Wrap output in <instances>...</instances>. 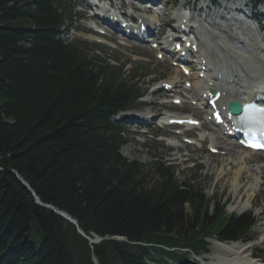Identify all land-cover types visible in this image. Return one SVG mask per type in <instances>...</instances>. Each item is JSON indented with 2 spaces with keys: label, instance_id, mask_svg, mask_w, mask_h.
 <instances>
[{
  "label": "trees",
  "instance_id": "1",
  "mask_svg": "<svg viewBox=\"0 0 264 264\" xmlns=\"http://www.w3.org/2000/svg\"><path fill=\"white\" fill-rule=\"evenodd\" d=\"M72 11L71 0H0V264H188L210 237L249 239L252 213L228 214L197 169L178 179L120 154L112 117L138 105L146 73L123 79V64L86 55L99 46L63 40Z\"/></svg>",
  "mask_w": 264,
  "mask_h": 264
},
{
  "label": "rangeland",
  "instance_id": "2",
  "mask_svg": "<svg viewBox=\"0 0 264 264\" xmlns=\"http://www.w3.org/2000/svg\"><path fill=\"white\" fill-rule=\"evenodd\" d=\"M123 2L124 4L129 3L128 0H112V3L114 5H117L119 2ZM182 0H169V2H173V8H178L179 3ZM186 1V0H185ZM77 4L79 5L77 8L79 19H76V21L73 22V28L63 35L68 41H79V42H85V43H92L95 41V37L91 36L89 34L90 32V26L91 21L88 19V16L90 12L83 11L84 5L86 0H76ZM218 4L222 5L224 4V0H213V2H207L204 0H189L188 2V8L189 9H195L197 10L199 7H208V10L210 9V15L205 13L206 10L201 9L200 12L201 15L207 14L209 19H218L216 22L218 24H224L227 21H232L234 17L243 19V15L233 13L230 11V13L227 15H222L221 9L222 7H219ZM248 6L245 7L244 12L245 14H254L258 15L263 12L262 8H258L255 12L250 10V4L247 3ZM168 7V6H167ZM206 7V8H207ZM219 11V13L217 12ZM92 12V11H91ZM163 17L165 20H171L173 17V10L172 7L169 6V11L166 13H163ZM220 15V16H219ZM227 16V18H226ZM234 16L233 18H231ZM234 18V19H236ZM174 24V22H171ZM247 25V24H246ZM264 26V22H263ZM256 29V28H255ZM253 30V29H252ZM233 33V32H231ZM264 34V31H263ZM234 35V34H233ZM116 37V35H114ZM254 37V36H253ZM108 39L111 40L112 43L115 44L116 49H110V48H104L102 52L94 51V50H85L86 55L91 57L92 55H97L100 59L104 60L106 63H108L111 66L117 67L119 64L126 63L125 67L121 70V78L127 79V76L129 73L132 72L133 66H141L143 70L139 71V73L144 71H149V76H147L142 82V87L146 88L147 84L150 88L145 92V95L140 99L141 104L135 107L134 109L120 112L115 117L114 120L119 122L124 128L125 132L123 134V137L127 140V142L120 147V153L123 157H125L127 160L130 161H137L141 164H150L154 162V160H157V158L161 159L160 157L164 158V163L166 165H169L173 167V169L176 171L175 175L178 179H183L186 177V175L191 176L193 168L195 169L196 166L200 169V172L198 175L199 178V186L202 188L203 192L207 194L208 196H213L217 198L225 199L227 198L229 203L226 206V209L228 213H234V214H240L245 211H252L254 217L257 219V225L253 228L251 237L253 240L249 242L250 250L249 253H252L256 251L255 249H260L261 256L264 255V172L262 173V185L258 186V191L256 194V197L252 199L251 204L245 208L244 210H239L238 208L234 207L244 200V197L242 199H239L237 194L233 193L230 184H229V178L231 176V172L237 167L236 162L233 159H236L234 155H226L225 157L221 158L219 155H211L209 152L206 151L205 147L202 148H196V146H186L182 143H178L180 145L186 146L185 149H181L180 156L178 160H173L174 152H176L175 149H171L169 146L170 140H161L160 138H154L153 133H155L157 126L153 123H151L148 126H140L139 128V121L135 122L134 124L130 123V115H136L139 113H151V115H155L157 117L158 121L159 117L163 115V113H166L167 110L172 111H186L188 113H194L195 115L198 114V111L195 108H191L183 106L182 108H176L172 105H165L163 108L160 107L161 104H163L164 99V93L162 91H154L155 88L159 87L160 81L164 80H178V83H181L183 78L180 76L178 77L179 73L176 69L170 67V64L167 61H160L155 56V51L150 50L148 47H143V45H139L137 43H129L124 42L123 40H119L118 38H112L110 35ZM111 48H114L112 45ZM213 50V49H212ZM212 52V51H211ZM130 62V64L128 63ZM102 63V62H101ZM140 69V68H138ZM194 77L195 74H191L190 78ZM157 78V79H156ZM161 78L158 82L157 80ZM152 80V82H151ZM192 80V79H191ZM156 81V83H154ZM186 81V80H185ZM154 83V84H152ZM152 84V85H151ZM180 87V85H178ZM179 93L181 92L180 89ZM188 105V104H187ZM162 114V115H161ZM140 120V119H139ZM141 121V120H140ZM151 121V122H153ZM147 132L145 135H143V132ZM232 153V150L230 151ZM263 154H251L252 157H263ZM214 156V157H213ZM155 158V159H154ZM158 159V161H159ZM213 159V162L211 164H208ZM224 161L223 165L225 167H228L229 171L226 175H220L219 176V168L221 166V162ZM260 165L264 164V162L257 161ZM253 163V161L251 162ZM209 166V167H208ZM211 168V169H210ZM249 178V177H248ZM249 180H251L249 178ZM261 181V182H262ZM232 207L234 209H232ZM215 239H208L210 242L209 246V254H205L201 256V259H204V257H208V262L216 261L220 255V252H217L213 248V241ZM239 242V241H238ZM215 255V256H214ZM259 259H257L258 261ZM207 261V260H205ZM192 262H196L193 260ZM260 263V260L258 261ZM197 263V262H196ZM191 264V263H190ZM197 264H204L198 262ZM264 264V263H263Z\"/></svg>",
  "mask_w": 264,
  "mask_h": 264
},
{
  "label": "bare ground",
  "instance_id": "3",
  "mask_svg": "<svg viewBox=\"0 0 264 264\" xmlns=\"http://www.w3.org/2000/svg\"><path fill=\"white\" fill-rule=\"evenodd\" d=\"M187 0H182L179 3V7L175 9L174 17H178V23L181 25L187 21L188 14L181 12L180 8L186 6ZM164 5V3H163ZM222 7V5H218ZM206 9L205 7H199V10ZM223 8V7H222ZM156 16L152 17H143V20L151 24L153 27L157 25V22H161L164 25L168 23V20H165L163 13H166L168 9L157 7ZM228 11L224 8L220 14L226 15ZM130 16V15H129ZM220 16V15H219ZM193 16L190 17L192 19ZM209 16L205 14L203 18L204 24V35L213 49V58H209L212 53L211 50L201 42L199 39H196V44L198 46V51L196 52V61H199V65H194L195 60H191L190 63L194 67H200L201 61L205 60V63L208 64L206 79L204 81L198 78V72L195 73V76H192V89L191 95L199 102L203 104L201 98L202 94L207 93L209 90L213 89L221 93V97L218 100L219 107H224L228 99H237V100H249L251 95L257 90H264V51L259 49V47L249 46V44H239L241 41H238L237 37L231 34L233 29L235 33H239L243 37H256L257 30L248 25V20H245V24L240 22L237 19H234V26L225 22L224 24H218L216 19L208 18ZM248 19V18H247ZM247 24V25H246ZM233 26V27H232ZM232 27V28H230ZM173 26L170 27V30L163 35V41L159 43V50L162 51L166 48V44L170 38L174 37L173 33L170 31L173 30ZM258 37V36H257ZM259 38V37H258ZM244 39H242V42ZM263 42V40H260ZM178 41L173 40L170 46L175 45ZM108 44V43H107ZM168 46V47H170ZM112 47V45H111ZM257 54L256 52H258ZM213 67V68H212ZM212 68V69H211ZM215 71V72H214ZM218 72L220 73L221 79L217 78ZM227 74V75H226ZM245 80L244 87L239 85V80ZM232 79L233 81H230ZM225 80V81H223ZM185 81H183L184 83ZM168 83L173 84L174 81H169ZM211 84V86L209 85ZM246 86V87H245ZM176 98V97H175ZM162 115V114H161ZM209 115V113L207 114ZM151 116V113H139L138 116L131 115L130 123L134 124L139 118H148ZM172 118V117H169ZM167 118H163L165 120ZM216 136L211 137V147L227 150V155H234L236 157V168L231 172L229 178V186L233 193L237 194L239 199L244 197V200L236 207L239 210H244L250 204L252 199L256 197L258 186L261 185L262 173L264 172V164L260 165L259 162H264L263 157H252L251 154H263V152H252L250 150H245L239 148L236 142H232L226 136H223L221 131L216 128ZM201 138H204V135H201ZM227 140V141H226ZM176 147V152L173 155V160H178L180 156L179 145H174ZM224 146L226 148L220 147ZM183 147V146H182ZM184 148V147H183ZM232 150V153L230 151ZM214 157V156H213ZM221 162L219 168V176L226 175L229 171L228 167L223 165L224 161ZM253 161V163H251ZM213 159L211 160V164ZM209 167V166H208ZM211 169V168H210ZM251 180H249V178ZM232 209H234L232 207ZM213 248L220 252V255L216 261H205L202 260L204 264H258V261L253 259L250 254V245L249 242H220L218 240L213 241ZM215 256V255H214Z\"/></svg>",
  "mask_w": 264,
  "mask_h": 264
},
{
  "label": "water",
  "instance_id": "4",
  "mask_svg": "<svg viewBox=\"0 0 264 264\" xmlns=\"http://www.w3.org/2000/svg\"><path fill=\"white\" fill-rule=\"evenodd\" d=\"M19 181L32 193V195L36 198V202L39 204V205H42L44 207H47V208H50L52 209L55 213H57L59 216H61L62 218L66 219L67 221L71 222L72 224H76L75 221L70 217L68 216L66 213L64 212H61V211H57L54 207L50 206V205H43L38 199L37 197L35 196V194L31 191V189L29 188L28 184L23 181L22 179H19ZM80 232V231H79ZM82 235L83 233L80 232ZM84 236V235H83ZM90 242H96V241H93V240H90Z\"/></svg>",
  "mask_w": 264,
  "mask_h": 264
},
{
  "label": "snow or ice",
  "instance_id": "5",
  "mask_svg": "<svg viewBox=\"0 0 264 264\" xmlns=\"http://www.w3.org/2000/svg\"><path fill=\"white\" fill-rule=\"evenodd\" d=\"M250 146H253V147H264V145H259V144H253V145H250Z\"/></svg>",
  "mask_w": 264,
  "mask_h": 264
}]
</instances>
